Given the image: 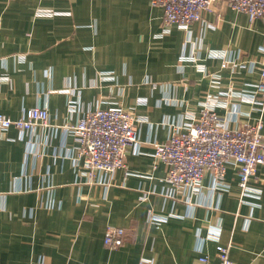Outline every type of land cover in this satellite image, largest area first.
<instances>
[{
    "label": "crops",
    "instance_id": "1",
    "mask_svg": "<svg viewBox=\"0 0 264 264\" xmlns=\"http://www.w3.org/2000/svg\"><path fill=\"white\" fill-rule=\"evenodd\" d=\"M163 16L150 0H0V112L50 114L48 126L0 139V264H203L202 255L219 264L218 245H230L233 264H264V164L249 182L258 195H243L229 165V189L207 174L199 193L172 196L168 165L154 155L209 95L230 100L217 110L232 127L264 121V107L227 93L260 79L264 16L224 6L162 33ZM110 106L144 118L139 144L126 168L88 181L65 125ZM152 213L167 219L153 223ZM108 225L126 230L116 249L104 242Z\"/></svg>",
    "mask_w": 264,
    "mask_h": 264
},
{
    "label": "built area",
    "instance_id": "2",
    "mask_svg": "<svg viewBox=\"0 0 264 264\" xmlns=\"http://www.w3.org/2000/svg\"><path fill=\"white\" fill-rule=\"evenodd\" d=\"M154 6L163 8V31L169 33L174 25L189 29L193 22L202 20L204 11H220L222 7L246 13L251 20L264 16V0H150ZM224 60V53H213ZM199 60L195 55L190 58ZM198 69L206 72L202 65ZM103 80L113 79V73L102 71ZM215 81L218 75L213 76ZM231 97L250 101L264 107V63L260 79L248 91H229ZM218 95H209L203 101L200 112L189 116V121L174 127L173 133L163 142L154 144L157 160L168 165L166 180L171 187V195L178 193L196 194L202 189L207 174L214 178L213 188L226 190L229 185L224 177L229 165L237 167L239 185L243 195L257 194L250 189L249 182L259 165L264 164V121L244 122L232 127L231 117L218 112L221 106H228L230 100ZM76 109V100L71 99L69 111ZM144 118L133 110L121 106L96 108L85 112L76 123H66L65 132L75 136L77 141L75 161L81 162L82 175L88 181L96 180L98 174L112 173L127 167L129 147L139 144L137 123ZM48 126L50 114L46 107L34 106L26 109L18 118L0 112V139L11 127L21 131L33 130L36 125ZM258 195V194H257ZM167 217L152 213L151 221L159 224ZM123 227L108 225L104 242L112 249L125 241ZM219 264H233L230 258V245H218ZM200 261L209 264L207 255ZM142 259L139 264H150Z\"/></svg>",
    "mask_w": 264,
    "mask_h": 264
}]
</instances>
